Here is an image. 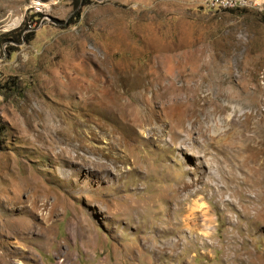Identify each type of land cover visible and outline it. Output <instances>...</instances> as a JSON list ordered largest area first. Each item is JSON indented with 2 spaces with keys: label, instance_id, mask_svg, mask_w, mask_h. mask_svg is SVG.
Here are the masks:
<instances>
[{
  "label": "rangeland",
  "instance_id": "obj_1",
  "mask_svg": "<svg viewBox=\"0 0 264 264\" xmlns=\"http://www.w3.org/2000/svg\"><path fill=\"white\" fill-rule=\"evenodd\" d=\"M76 1L0 0V264H264V14Z\"/></svg>",
  "mask_w": 264,
  "mask_h": 264
},
{
  "label": "bare ground",
  "instance_id": "obj_2",
  "mask_svg": "<svg viewBox=\"0 0 264 264\" xmlns=\"http://www.w3.org/2000/svg\"><path fill=\"white\" fill-rule=\"evenodd\" d=\"M214 6H218L219 8L221 9H241V8H253L255 10H258L260 12H262L264 14V6L260 5L259 3H249V2H223L221 5H214ZM205 68V67H204ZM194 86V85H193ZM178 91V90H177ZM184 92V91H183ZM178 99V98H177ZM214 99V98H213ZM215 102V100H214ZM217 109L218 110H223L225 108V106H222V105H218L217 104ZM216 109V110H217ZM198 111V110H197ZM207 118V117H206ZM207 120L205 119H202V121H198L197 124L195 125L194 129L195 131L197 132L198 135L202 136L204 134L205 131H210V129H212V126L211 125H208L206 124ZM252 140V139H251ZM207 143H211V137H208L207 138ZM213 143V142H212ZM215 143V142H214ZM228 144H230V138H229V141H228ZM249 147V145H246V144H242V146H240L237 150H245ZM232 147H231V151H232ZM236 152V151H235ZM237 156V155H236ZM239 157V156H238ZM224 158H227L229 159V162H230V158L232 160H234L233 158V154L232 152H230V145L228 146V149H227V153H224ZM223 160V159H222ZM242 161V160H241ZM228 162V161H227ZM238 166H242L244 165L245 161H242V162H236ZM235 163V164H236ZM256 169V168H255ZM251 175V174H250ZM252 177V176H251ZM252 179V178H251ZM206 180V179H205ZM208 180V179H207ZM247 181V180H246ZM256 182V179H254L252 182ZM208 182V181H207ZM254 182V183H255ZM246 184V183H245ZM252 184V183H251ZM191 186V184L189 183H184L183 185H181V190L184 189V188H187ZM250 186V184H249ZM252 187V186H251ZM195 189V188H194ZM176 192V191H175Z\"/></svg>",
  "mask_w": 264,
  "mask_h": 264
},
{
  "label": "built area",
  "instance_id": "obj_3",
  "mask_svg": "<svg viewBox=\"0 0 264 264\" xmlns=\"http://www.w3.org/2000/svg\"><path fill=\"white\" fill-rule=\"evenodd\" d=\"M33 1V0H30ZM223 2H249V3H259L260 5L264 6V0H202L203 7L207 8V6H214V5H221ZM36 11H39V8L35 9ZM36 13V12H35ZM31 26L29 23H27V27L24 30V32L31 31ZM5 45L1 48V53L4 57L5 54ZM0 77H1V71H0Z\"/></svg>",
  "mask_w": 264,
  "mask_h": 264
},
{
  "label": "trees",
  "instance_id": "obj_4",
  "mask_svg": "<svg viewBox=\"0 0 264 264\" xmlns=\"http://www.w3.org/2000/svg\"><path fill=\"white\" fill-rule=\"evenodd\" d=\"M78 1V0H77ZM76 1V3H82V4H86V2L88 0H79L78 2ZM26 23L23 25V27H26ZM25 30V28L23 29V31ZM31 36H32V32H24L22 33L21 35V38L25 39V40H30L31 39Z\"/></svg>",
  "mask_w": 264,
  "mask_h": 264
}]
</instances>
